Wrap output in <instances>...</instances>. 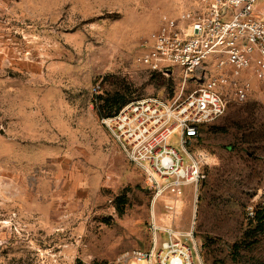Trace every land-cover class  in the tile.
Listing matches in <instances>:
<instances>
[{
    "label": "rangeland",
    "instance_id": "1",
    "mask_svg": "<svg viewBox=\"0 0 264 264\" xmlns=\"http://www.w3.org/2000/svg\"><path fill=\"white\" fill-rule=\"evenodd\" d=\"M193 7L0 0V264H117L149 249L153 226L160 240L162 229L180 234L194 264H264V221L247 216L264 210L262 84L250 81L244 102L225 94V115L187 146L207 178L179 198L155 197L98 116L99 96L130 103L181 90L179 68L166 77L141 58L162 16ZM255 16L264 21V0ZM179 138L169 143L188 162Z\"/></svg>",
    "mask_w": 264,
    "mask_h": 264
},
{
    "label": "built area",
    "instance_id": "2",
    "mask_svg": "<svg viewBox=\"0 0 264 264\" xmlns=\"http://www.w3.org/2000/svg\"><path fill=\"white\" fill-rule=\"evenodd\" d=\"M260 1L193 0L192 10L177 18L162 16L147 40L141 63L166 77L175 72L172 68H179L181 90L169 100L127 103L102 119L111 139L127 162L142 171L157 199L179 198L185 189L196 190L205 182L202 165L189 155L187 146L225 115V94L244 102L251 92L250 81L264 87V21L255 16ZM191 83L197 88L185 93ZM176 133L188 162L169 143ZM174 202L168 210L175 208ZM255 212L256 208H248L250 220ZM151 231L148 250L127 253L117 264H194L193 250L177 240L180 234L162 229L166 239L160 240L161 229L153 226Z\"/></svg>",
    "mask_w": 264,
    "mask_h": 264
},
{
    "label": "trees",
    "instance_id": "3",
    "mask_svg": "<svg viewBox=\"0 0 264 264\" xmlns=\"http://www.w3.org/2000/svg\"><path fill=\"white\" fill-rule=\"evenodd\" d=\"M98 102L102 103L101 106L97 108L98 111V116L102 118H107L113 116L118 110L126 105V101L124 98L118 99L117 95L109 96V97H103L99 96L98 97ZM108 109L109 113H104V110ZM112 110V111H111ZM123 212V210H120V213ZM257 220L259 222L264 221V210L258 211L256 210L255 212V219L254 221Z\"/></svg>",
    "mask_w": 264,
    "mask_h": 264
}]
</instances>
